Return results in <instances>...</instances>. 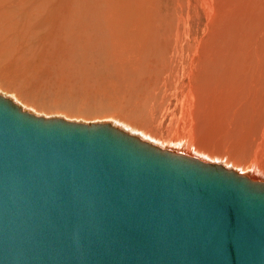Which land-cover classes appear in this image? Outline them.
Returning a JSON list of instances; mask_svg holds the SVG:
<instances>
[{"label": "rangeland", "instance_id": "1", "mask_svg": "<svg viewBox=\"0 0 264 264\" xmlns=\"http://www.w3.org/2000/svg\"><path fill=\"white\" fill-rule=\"evenodd\" d=\"M263 85L264 0H0V94L39 116L111 122L264 171ZM240 96L256 105L238 109Z\"/></svg>", "mask_w": 264, "mask_h": 264}, {"label": "water", "instance_id": "2", "mask_svg": "<svg viewBox=\"0 0 264 264\" xmlns=\"http://www.w3.org/2000/svg\"><path fill=\"white\" fill-rule=\"evenodd\" d=\"M0 264H264V181L0 94Z\"/></svg>", "mask_w": 264, "mask_h": 264}, {"label": "bare ground", "instance_id": "3", "mask_svg": "<svg viewBox=\"0 0 264 264\" xmlns=\"http://www.w3.org/2000/svg\"><path fill=\"white\" fill-rule=\"evenodd\" d=\"M213 1V0H212ZM211 0H209V2H212ZM3 3V2H2ZM213 5V4H212ZM212 5H211V3H210V5H209V7H210V10H211V13H212V9H211V7H212ZM209 10V11H210ZM4 13V12H3ZM208 14L209 15H211L210 14V12H208ZM214 14V13H213ZM216 15V14H215ZM67 16V15H66ZM65 17V16H64ZM210 17H212V16H210ZM62 19V18H61ZM212 23H214L213 22V20H212ZM211 23V24H212ZM196 48L194 49L195 51L193 52V54H192V57H191V63L193 64V65H196V60H197V57L199 56V49H198V46H195ZM206 50H207V52H205V53H207V57H206V61L207 62H212L213 61V50L210 48V50L209 49H207L206 48ZM19 51V50H18ZM188 56V55H187ZM204 57V56H203ZM189 58V57H188ZM201 59V56L199 57V60ZM189 60V59H188ZM205 60V59H204ZM194 68V67H193ZM212 71H213V69H212ZM259 73H261V72H259ZM262 74V73H261ZM238 77V76H237ZM258 77V76H257ZM220 79V78H219ZM231 79V78H230ZM255 79H256V77H255ZM254 79V80H255ZM246 80V79H245ZM258 80V79H257ZM256 80V81H257ZM234 81V80H233ZM244 81V80H243ZM253 81V80H252ZM252 82L251 83V90L253 91V93H254V91L256 92L255 93V95L257 94V91H258V83L257 82ZM247 82V81H246ZM241 84H246V83H241ZM264 86V85H263ZM230 87V86H229ZM240 87V86H239ZM249 87V86H248ZM233 88V87H232ZM245 88V87H244ZM250 89H249V91H250ZM236 90V89H235ZM240 90V89H239ZM248 90V89H247ZM205 91H207V90H205ZM238 91V90H237ZM245 91V90H244ZM226 92V91H225ZM242 92H243V90L241 91V96H242ZM207 93H211V92H207ZM222 93V92H221ZM234 93H236V92H234ZM239 93V92H238ZM244 93V92H243ZM252 93V92H251ZM12 94H14V93H12ZM223 94V93H222ZM247 95L248 94H250L249 92H247L246 93ZM15 95V94H14ZM235 95H237V94H235ZM252 95V94H251ZM254 95V94H253ZM237 97V99H235V100H237V106L236 107H238V109L239 108H242L243 106H245V105H247L248 103H250V104H253L254 106L256 105V101H255V99H251V100H248V101H246V98L248 97H246L245 96V98L244 97ZM250 96V95H249ZM11 97V96H10ZM217 97V96H216ZM219 97V96H218ZM251 97V96H250ZM12 98H13V96H12ZM213 98H214V96H213ZM221 98V100L222 101H224V103H226L227 104V101H228V98H227V96L226 95H224L223 94V97H220ZM233 98V97H232ZM240 98V99H239ZM254 98V97H253ZM215 99V98H214ZM214 99H213V101H214ZM224 99H227V100H224ZM239 99V100H238ZM249 99V98H248ZM219 101V100H218ZM15 102V101H14ZM209 102V101H208ZM215 102V101H214ZM220 102V101H219ZM235 102V101H234ZM233 102V103H234ZM204 103V102H203ZM222 103V102H221ZM213 104V103H212ZM212 104H210L211 106H212ZM228 105V104H227ZM232 105V104H231ZM210 106V107H211ZM212 107H214V106H212ZM222 107V106H221ZM224 107V106H223ZM230 107V106H229ZM23 108V107H22ZM24 109V108H23ZM29 109V108H28ZM217 109H219V108H217ZM230 109V108H229ZM25 110V109H24ZM212 110H213V108H212ZM215 110H216V108H215ZM215 110H213V112L215 111ZM241 110V109H240ZM26 111H28V110H26ZM209 111V110H208ZM217 111H219V110H217ZM30 112V111H29ZM32 113V112H31ZM236 113H238V112H236ZM38 114H40V113H38ZM201 114V113H200ZM233 113H231V115H232ZM214 115L215 114H213L212 116H208L209 117V119L207 120L206 119V122L207 123H214V121H213V117H214ZM217 116V115H216ZM207 117V118H208ZM221 117V116H220ZM231 117V116H230ZM235 117H236V115L234 114L233 115V118L232 119H235ZM204 118V117H203ZM216 118V117H215ZM214 118V119H215ZM222 118V117H221ZM225 118V117H224ZM228 118V117H227ZM227 118H226V123H227ZM204 120V119H203ZM221 120V119H219L218 117L216 118V124L219 122V121ZM230 120V122L232 121L231 120V118L229 119ZM236 120V119H235ZM70 121V120H69ZM101 122V121H100ZM107 122V121H106ZM223 122V121H222ZM224 122H225V120H224ZM232 122H234L235 123V121H232ZM83 123V122H82ZM101 123H104V122H101ZM107 123H109V122H107ZM111 123V122H110ZM202 123H204V122H201V124ZM112 125H113V123H111ZM117 124V123H116ZM215 124V123H214ZM219 124V123H218ZM118 125V124H117ZM120 126H121V124H119ZM208 125V124H207ZM212 125V124H211ZM228 125H230L229 124V121H228ZM233 125V124H232ZM241 125V124H240ZM115 126V125H114ZM137 126V125H136ZM222 126V125H221ZM116 127H118L119 129H121L119 126H116ZM229 127V126H228ZM234 127V126H233ZM219 128V127H218ZM230 128H231V125H230ZM229 128V129H230ZM223 129V128H222ZM121 130H123V129H121ZM207 130V129H206ZM233 130V129H232ZM235 130V129H234ZM123 131H125V130H123ZM220 131V130H219ZM222 131H225V130H222ZM125 132H127V131H125ZM149 132V131H148ZM190 132V131H189ZM233 132V131H232ZM129 133V132H128ZM225 133V132H224ZM263 133V132H262ZM131 134V133H130ZM226 135H227V132L225 133ZM131 135H134V134H131ZM191 135V134H190ZM209 135V134H208ZM240 135V134H239ZM134 136H136V135H134ZM227 136H229L230 137V135H227ZM137 137H139V136H137ZM175 137V136H174ZM188 137V136H187ZM219 137H222V136H220L219 135ZM225 137V136H224ZM234 137V136H233ZM251 137V136H250ZM189 138V137H188ZM209 138L211 139V137L209 136ZM213 138V137H212ZM226 138V137H225ZM245 138V137H244ZM142 139V138H141ZM156 139V138H155ZM186 139V138H185ZM221 139V138H220ZM230 139V138H229ZM206 140H207V138H206ZM228 140V139H227ZM254 141L256 140V138H254L253 139ZM252 140V141H253ZM146 141V140H145ZM178 141V140H177ZM177 141H174V140H171V141H169V142H165V140H164V142H165V144H162V146L163 147H165L166 149H171V150H176L177 152H182V153H185L186 155H190V156H193V157H196V158H199V159H201V160H203V161H205V162H210V163H214V164H219V163H216L217 161L218 162H220L221 163V165H223V166H229V167H232L230 164H229V162H226V160L224 161V158H222V157H219L218 155H216V156H214L213 158H211L213 155H215V154H212V153H210L209 151H207L203 146L200 148V149H197L196 148V150L195 149H193V147H192V145L191 144H187V143H185V142H181L180 140V142H177ZM187 141V140H186ZM189 141V140H188ZM225 141V140H224ZM257 141L258 142H256V143H258V145H260L261 147L262 146H264V134L262 135V138H258L257 139ZM149 142V141H148ZM244 142V141H243ZM150 143H152V142H150ZM234 143V142H233ZM152 144H154V143H152ZM241 144V143H240ZM156 145V144H155ZM237 145V144H236ZM239 145V144H238ZM242 145V144H241ZM158 146V145H157ZM198 146V145H197ZM160 147V146H159ZM241 147V146H240ZM260 147V148H261ZM258 150H260V149H258ZM215 153V152H214ZM216 153H218V152H216ZM256 153V152H255ZM255 153H254V156H255ZM261 153H263V152H261ZM260 155V154H259ZM211 159H213V160H211ZM211 161H214V162H211ZM245 161V160H244ZM263 161V160H262ZM247 162V161H246ZM257 162V161H256ZM248 165V164H247ZM252 166V165H251ZM262 166V165H261ZM228 168V167H227ZM253 168V167H252ZM237 171H239V170H244V169H237V168H235ZM234 169V170H235ZM242 174H246L247 176H249L251 179H253V180H260V181H264V171H261L259 168H253V169H251V170H245V171H243V173Z\"/></svg>", "mask_w": 264, "mask_h": 264}]
</instances>
